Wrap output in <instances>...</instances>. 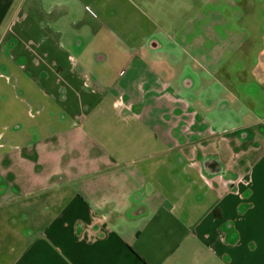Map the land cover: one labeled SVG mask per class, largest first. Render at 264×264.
Returning <instances> with one entry per match:
<instances>
[{"label":"crops","instance_id":"1","mask_svg":"<svg viewBox=\"0 0 264 264\" xmlns=\"http://www.w3.org/2000/svg\"><path fill=\"white\" fill-rule=\"evenodd\" d=\"M70 1L0 0V264H264L241 70L164 32L121 48L114 9Z\"/></svg>","mask_w":264,"mask_h":264},{"label":"rangeland","instance_id":"2","mask_svg":"<svg viewBox=\"0 0 264 264\" xmlns=\"http://www.w3.org/2000/svg\"><path fill=\"white\" fill-rule=\"evenodd\" d=\"M85 7L89 14L99 10L107 18L114 9L113 20H104L124 44H137L142 33L173 35L185 49L193 53L210 54V63L225 66L229 71L241 70L234 78L235 93L247 102V107L264 117V80L255 71L264 49V0H72ZM86 11V10H85ZM143 25H139V20ZM126 20V21H125ZM108 27V26H106ZM122 33V35H121ZM194 40H191V36ZM195 38L197 40H195ZM99 44V43H98ZM103 49L118 47L106 39ZM121 46V48H123ZM91 48V46H90ZM111 50V51H112ZM264 58V57H263ZM206 65V64H205ZM0 77L1 98L9 97L11 84ZM242 100V101H243ZM5 102V101H4ZM8 103V102H7Z\"/></svg>","mask_w":264,"mask_h":264}]
</instances>
